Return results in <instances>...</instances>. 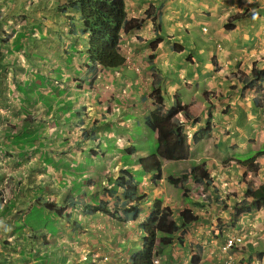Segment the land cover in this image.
I'll use <instances>...</instances> for the list:
<instances>
[{"label":"crops","instance_id":"0c3cea01","mask_svg":"<svg viewBox=\"0 0 264 264\" xmlns=\"http://www.w3.org/2000/svg\"><path fill=\"white\" fill-rule=\"evenodd\" d=\"M57 1L56 14L60 20L48 23L44 30L52 37L49 41L53 47L52 64L69 67L70 72L64 74L69 75V82L64 87L63 74L55 75L52 64L45 65L39 72L49 77L47 82L50 84L43 88L46 92L42 89V93L58 95L61 101L71 98L74 104L60 121L43 105L32 104L28 114L44 112L51 122L53 119L65 128H93L95 134L97 127L107 144L101 143L98 134L89 139L80 133L74 141L78 145L74 148L80 154L72 149L62 152L61 165L52 162V169L61 176L59 186L67 187L69 207L82 210L84 215L80 217L74 212V217L69 216L72 221L66 226L75 235H59L57 230L50 234L47 229H38L44 237L39 242L31 239L39 245L34 247L36 251L58 249L66 257L58 260L59 264H72L67 261L75 257L74 264H128L135 253L133 247L142 245V235L135 239L130 231H123L122 225L130 227L139 222V226L157 200L171 207L180 226L177 234L158 235V241L165 246L157 264H192V255L196 254L197 248L201 255L199 264H223L222 246L232 235L244 236L243 244L231 252L233 264H264V255H259L264 251V205L234 215L237 202L251 200L246 192L247 180L255 187L264 183V80L251 86H244L243 80L252 69L264 68V0H124L128 17H144L138 28L123 34L120 40V50L124 55H131V64L116 69L96 66L95 72L89 71L88 33L78 20V12L68 5L69 0ZM150 6L154 7L153 13H157L155 21L145 18ZM31 11L38 16L40 10L35 6ZM235 15L239 17L234 18ZM228 23L231 26L226 28ZM50 30L52 34H49ZM33 33L39 34L34 26ZM156 39L159 40L155 57L150 61V44ZM134 65L139 71H135ZM154 88L158 89L157 98H161L165 110L173 106L177 95L192 116L190 120H184L181 115L177 117L186 135L188 157L162 160L161 175L155 182L152 174L143 172L136 162L151 154L135 147L132 152L126 150L132 137L128 129L131 121L141 127V141L145 143L146 139L153 138L157 143L156 132L144 124V117L155 108L151 96ZM88 89L92 95L87 93ZM115 124L118 132L114 131ZM204 128L207 131L201 133ZM124 136L128 141H123ZM86 146L92 154L84 151ZM106 155L108 168L105 171L111 170L110 159L116 161L113 172L128 167L137 184L136 195L145 194L139 214L126 216L121 210L110 207L106 212L88 213L80 205V201L96 204L105 197L103 189L96 192L100 189L99 180L92 179V187L86 183L85 175L90 174L85 171L87 165L99 168ZM123 157L127 162H121ZM86 158L90 162L84 164V174L79 176L84 181L82 194L77 196L69 187L72 179L67 180L59 166L65 167L69 162L75 167ZM249 158H254L255 170L245 163ZM192 170L198 179L192 178ZM133 171L142 175H134ZM183 174L186 175L183 182L169 180L180 179ZM120 193L121 189H118L117 195ZM204 193L206 197H203ZM111 199L116 204V198ZM181 209L191 211L197 220L188 224L182 222L178 215ZM55 218L59 220L58 216ZM102 221H108L109 225L104 222L105 227L101 229ZM89 223L94 224L92 229L84 225ZM117 233H120L119 238ZM179 233L183 244L178 241ZM46 236L47 244L43 242Z\"/></svg>","mask_w":264,"mask_h":264},{"label":"rangeland","instance_id":"374dc122","mask_svg":"<svg viewBox=\"0 0 264 264\" xmlns=\"http://www.w3.org/2000/svg\"><path fill=\"white\" fill-rule=\"evenodd\" d=\"M57 5V0H0V264H59L58 260L61 261L65 255L54 248H47L40 253L37 252L34 247L39 245L35 242L41 241L44 235L41 231H32L28 227H33L32 224H38V226L45 225L54 230V224L56 230L59 231V235H75V232L69 226H66L70 225V221H72L69 216L74 217V212H77L76 214L80 217L84 215L82 210L75 211L74 208L69 207L67 187L59 186L60 173L52 169V163H47L50 159L47 158V162L44 159V153H46V157L52 158L54 162H60L59 165H61L62 152H69L72 149L78 152L74 148V145L78 146L74 144V141H77L76 138L80 136L81 129L78 127L65 128L53 119L51 122L48 117H45L44 112L23 113L22 104L19 101L21 94L17 89L19 84L27 95V97H24L23 104L28 105V110H30L32 104H36V106L43 105L45 108L50 109V113H53L54 118L58 119L57 121H60L64 113L70 110L74 104L71 98L61 101L62 98L60 99L58 95L41 93L42 89L48 87L50 82H47L49 77H45L39 71L41 67L44 68L45 65L52 64L50 55L53 53V47L49 43L52 37L48 36L44 28L48 23L60 20L56 14ZM35 6H38V10H40L38 16H35L31 11ZM33 26L39 32L38 36L34 35ZM20 31H23L22 39H14ZM197 31L198 33L201 32L200 27ZM49 34H52L51 30ZM56 35L59 36L58 32ZM56 35H54L55 38H58ZM65 66V64L63 67L61 64H52L55 75L63 74L62 83L64 87L69 82V75L64 76V74L70 72L69 67ZM64 69H67V71ZM43 92H46V90L43 89ZM87 93L93 94L89 89ZM53 104L56 106H52ZM23 109L26 111L25 108ZM80 114L83 116L82 112ZM23 120H28L29 124L33 125L39 138L38 142H41L42 145L37 144L35 146L39 147L38 150H35L34 146L32 148L26 147L25 154L20 155L16 145L10 138V134L21 128ZM130 125L131 127L128 129L132 133V137L128 143L134 145L137 150L144 149L147 154H153L156 151L157 143L153 142V138L146 139L144 143L141 141V127H138L135 121H131ZM114 131H119L116 124ZM29 132L32 133V131ZM95 132V136L98 134V139H102L101 143L107 144L105 137L101 136L97 127ZM123 141H128L126 136L123 137ZM84 151L92 154L87 150V146ZM79 154L78 152L77 155ZM74 156L76 157V154ZM107 157V155L105 158L102 157V162L96 159L98 163L100 162L99 168L96 167L97 169L92 165L86 167L85 173L90 174L85 175L86 183L91 186L93 181H100V189L96 191L97 193L104 187H111L110 183L115 179L119 170L113 172L116 161L110 159L108 164L111 170L105 171L108 168L106 165ZM124 157L121 159L122 163L127 162ZM89 162V159L86 158L81 160L80 165H75V167H71L69 162L65 167L59 166L67 175V180L72 179L69 187L77 196L82 194L84 181L79 176L84 174V164ZM136 162L139 163V159ZM133 173L138 176L142 175L138 171H133ZM141 185L143 183H140ZM38 194H41V199L35 196ZM11 201L13 203H10ZM43 203H52L53 205L54 210L50 215L47 214L50 220H53V214L56 213V210L62 208V214L58 216L60 222L55 220L51 224L49 219L40 215L36 207L37 205H43ZM6 204L12 206L9 213H7V208L4 207ZM80 205L83 206L84 204L80 203ZM94 205L95 203L92 204V206ZM114 205L116 204L111 199V202L103 211H107L109 207L118 210ZM67 222L69 224H66ZM104 222L107 226L109 225L108 221ZM104 222L102 221L100 228L105 227ZM138 223H134L130 227L122 225V229L123 231H130L135 239L140 238L143 233L140 234L138 228L141 232L142 228L140 224V227L138 226ZM84 225L91 229L94 227L92 223ZM63 226L67 228L64 229ZM100 233H102V230H100ZM117 236L119 238L120 233H117ZM32 238L35 239V242L31 240ZM43 242L48 243L47 236L43 239ZM72 244L74 250H77L76 244L74 242ZM133 249L136 253L141 247H133ZM198 252L199 248L196 250V253ZM76 260L75 257L69 259L67 263L74 264Z\"/></svg>","mask_w":264,"mask_h":264},{"label":"trees","instance_id":"16d2710c","mask_svg":"<svg viewBox=\"0 0 264 264\" xmlns=\"http://www.w3.org/2000/svg\"><path fill=\"white\" fill-rule=\"evenodd\" d=\"M68 5L78 12V20L83 24L85 31L88 33L86 53L91 65L89 66V71L95 72L96 65L108 69L118 68L123 65L125 56L120 50L122 35L127 34L133 28H138L143 22L144 17L136 19L128 17L124 0H69ZM153 9V6L146 9L145 18H150L152 21H155L157 13H153ZM233 17L237 18L239 15ZM230 26V23L226 24V28ZM21 37L22 33H18L14 39H20ZM158 40L156 39L150 44L151 52L148 55L150 61L155 57ZM243 80L246 82L244 86H251L258 81L264 80V68L252 69L250 75L245 76ZM17 89L21 94L19 100L22 104V111L23 113H28V105L26 103L23 104L24 97H27V95L20 85H18ZM151 96L155 108L144 117V124L151 131L156 132L157 147L153 154L145 158H139V164L143 172L152 174V181L155 182L161 175L162 160H181L188 157L189 146L186 135L182 132L181 122L176 116L180 113L184 120H190L192 116L187 111V105L181 104L177 95L174 96L173 106L166 110L163 108L161 98H157L159 96L157 88L153 89ZM29 131H32V133ZM205 131H207V128L200 130L201 133ZM81 132L84 138L93 139L95 136L93 128H82ZM10 138L16 145L20 155L25 154L26 147L32 148L34 146L35 150H38L39 147L35 146L37 144L42 145L41 142H38L39 138L35 128L31 127L28 120H23L21 128L11 133ZM194 139H197V135H194ZM134 147V145H129L126 150L132 152V150L134 151ZM47 158L50 161L47 162ZM44 159L47 163L53 162L52 158L46 157V153H44ZM235 161L242 164L239 160ZM245 163L252 170L257 168L256 163H254V158H249ZM63 173L65 174L64 171ZM190 175L194 180L198 179L193 170ZM185 176L183 174L180 179L174 180L169 178V180L171 182H183ZM205 181L207 182V180ZM246 184V192L249 194L251 200L242 199L237 202L235 204L234 215L242 210H250L251 208L259 209L264 205V183L257 187L249 181ZM118 189H121L120 196L117 195ZM103 190L105 197L98 200L94 207L80 201L81 204H84L83 206L87 207L89 213L103 210L109 204V199L113 196L116 198L117 205L119 206L118 209H122L126 216L130 214L137 215L141 211L140 202L144 200L145 194L141 193L136 195L137 184L134 182V178L128 167L120 169L119 174L113 180L112 186L110 188L104 187ZM36 196L41 199V194ZM10 203H13V201ZM8 204L6 206L4 205L7 208V213L11 212L12 209V206H7ZM36 208L40 215L50 220L47 214L50 215L54 210L52 203H43V205H39ZM62 211V208L56 210V213L53 214V220H50L51 224L57 220L55 216H60ZM178 215L185 224L194 222L198 218L187 209L179 210ZM140 225L143 232L141 249L130 256L128 264H153V260L160 256L165 246V243L158 241V235L177 234L180 232V226L174 219L171 207L169 205H162L157 200L154 201L151 212ZM32 226L28 227L32 231H37L42 228L47 229L50 234H53L54 230H56L54 224V230L45 225L38 226V224H32ZM181 233L178 235V241L180 244H183ZM259 255H264V251L259 252ZM191 261L192 264H199L200 255L198 253L192 255Z\"/></svg>","mask_w":264,"mask_h":264},{"label":"built area","instance_id":"2783aa9c","mask_svg":"<svg viewBox=\"0 0 264 264\" xmlns=\"http://www.w3.org/2000/svg\"><path fill=\"white\" fill-rule=\"evenodd\" d=\"M204 29H205V27L203 28V30ZM125 61H126V63L129 64L131 62V57L129 55H127L125 57ZM135 70L139 71V68L135 67ZM243 240H244L243 235H232L230 237H227L225 243L222 246L223 264H233L234 257L229 252L231 251L232 248L241 245L243 243ZM153 262L157 263L158 262L157 258L154 259Z\"/></svg>","mask_w":264,"mask_h":264},{"label":"clouds","instance_id":"9594fccd","mask_svg":"<svg viewBox=\"0 0 264 264\" xmlns=\"http://www.w3.org/2000/svg\"><path fill=\"white\" fill-rule=\"evenodd\" d=\"M204 28V27H203ZM205 30V29H204ZM20 33H22V32H20ZM23 37V36H22ZM22 39V38H21ZM129 55V54H128ZM125 57L127 56V55H124ZM130 57H131V55H129ZM131 60H132V57H131ZM90 64V63H89ZM124 64H128V63H126V61H124ZM123 64V65H124ZM129 64H131V62L129 63ZM97 66V68H98V66H100V65H96ZM122 66V65H121ZM135 66V65H134ZM135 67H138V66H135ZM135 67H134V69H135ZM101 68H104V67H102L101 66ZM139 68V67H138ZM108 69V68H107ZM136 71V70H135ZM19 85V84H18ZM42 93V92H41ZM21 97V96H20ZM19 97V98H20ZM20 101V100H19ZM21 103V102H20ZM26 105V104H25ZM29 111V110H28ZM26 114H28V113H26ZM178 115H181L180 113H178L177 114V116L176 117H178ZM181 122V121H180ZM82 128H85V127H81L80 129H82ZM87 129H89V128H87ZM81 136H82V132H81ZM83 137V136H82ZM119 174V173H118ZM247 182H248V180H247ZM249 182H251V181H249ZM252 183V182H251ZM253 184V183H252ZM254 185V184H253ZM36 196V195H35ZM203 197H206V194L204 193L203 194ZM112 198H114V196L112 197ZM110 200V199H109ZM115 201H116V199H115ZM109 203H110V201H109ZM87 204V203H86ZM97 204V203H96ZM96 204L94 205V206H96ZM116 204H117V202H116ZM37 206H39V205H37ZM90 206H92V205H90ZM94 206H92V207H94ZM83 208H85V206H82ZM107 206H105L104 208H106ZM119 206L117 205V208H118ZM104 208H103V210H104ZM86 210H87V207H86ZM118 210H121L122 211V209H118ZM101 211V210H100ZM88 212V211H87ZM89 213V212H88ZM122 213L124 214V212L122 211ZM146 219V218H145ZM144 219V220H145ZM30 229V228H29ZM31 230V229H30ZM143 233V232H142ZM227 239V238H226ZM226 239H225V241H226ZM225 241H224V243H225ZM243 242H244V240H243ZM243 244V243H242ZM234 248H232L231 249V251L229 252V253H231L232 252V250H233ZM232 254V253H231ZM233 255V254H232ZM234 257V256H233ZM156 259V258H155ZM157 260H158V258H157ZM158 263V262H157ZM157 263H154L153 262V264H157ZM192 263V262H191ZM233 263H234V261H233Z\"/></svg>","mask_w":264,"mask_h":264}]
</instances>
